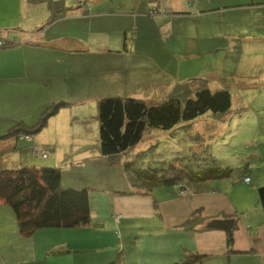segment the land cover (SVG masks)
<instances>
[{"label": "rangeland", "instance_id": "1", "mask_svg": "<svg viewBox=\"0 0 264 264\" xmlns=\"http://www.w3.org/2000/svg\"><path fill=\"white\" fill-rule=\"evenodd\" d=\"M63 2L68 12L50 25L46 38L54 37L55 43L62 42L63 46L58 49L55 43L52 46L47 42L43 49L31 48L29 55L25 52L24 75H29V81L22 90L28 94L20 93V88L19 93H10L16 88L14 81L0 82V133L26 120L30 109L29 122L36 121L43 108V111L46 108L51 111L60 104L58 113L50 118L55 124L67 123L71 128L67 132L76 126L83 133L91 131L92 144L83 145L81 149L93 152L94 146L98 148L97 103L101 98L159 102L175 85L203 78L213 90H228L232 111L234 107H238V111L231 112L222 122L204 115L177 131L147 134L135 149L154 151H147L144 166L162 168L175 163L184 176L181 183L189 186L197 183L188 172L193 169L185 171L182 167L196 156L202 158L201 154L210 156V161L199 164L201 169L211 165L214 159L215 164L231 167L236 174L239 170H248L252 181L256 182L255 192L264 186V0H152L149 7L146 0ZM22 7H25L22 0H0V25L9 23L8 27L14 28L18 22L14 24L13 17L21 18ZM44 10L43 20L48 8ZM35 12L36 8L27 12V21L33 28L38 18ZM162 23L167 27L158 30ZM170 25L172 30L168 28ZM2 27L0 30L5 29ZM120 27L126 28L124 32H111ZM235 40L248 41L249 45L242 42L239 46ZM124 45L129 51L126 59L105 55L109 49L122 51ZM92 81L95 85L89 84ZM42 96H46V104L40 101ZM14 97L17 98L15 103ZM26 100L32 102H27V107ZM2 140L0 138V142ZM38 140L41 138L37 143ZM155 143H161L160 147L150 146ZM33 146L20 142V149L27 148L17 154L10 153L11 169H17L21 162L26 163L20 158L31 152L29 165L47 164L65 172L64 162L48 164L40 159V153H34L35 148L32 152ZM66 148L63 143L58 150L67 154ZM47 152L55 160V153ZM78 174L85 178L86 169L79 170ZM228 182H233L238 191L249 189L236 177L224 182L221 189ZM102 205L103 201L97 203L99 208ZM198 216L196 211L190 214L193 224ZM118 248L110 250L116 258Z\"/></svg>", "mask_w": 264, "mask_h": 264}, {"label": "crops", "instance_id": "2", "mask_svg": "<svg viewBox=\"0 0 264 264\" xmlns=\"http://www.w3.org/2000/svg\"><path fill=\"white\" fill-rule=\"evenodd\" d=\"M22 1L25 7H22L21 18L19 15L13 17V22H18L17 25L14 28H9V23L0 25L7 26L0 30V37L15 43L4 50L0 49V82L14 81L16 88L10 93H19L20 88V93L27 95L22 90L29 81V75H24L25 52L29 55L31 48L43 49L47 42L54 46V37L50 40L46 38L48 28L57 20L49 21V10L43 20L42 14L47 7L45 4H28L26 0ZM146 1L149 7L152 0ZM33 8H36L35 15L38 17L34 28L27 21V12ZM158 15L164 17L160 12ZM47 18L49 19L45 22ZM42 22H45L44 26L38 28ZM165 27L167 25L162 23L158 30ZM168 28L173 29L172 25ZM124 29L120 27L111 32L121 33ZM235 41L239 42V46L242 42L249 45L248 41ZM75 43L79 44L78 41ZM55 45L59 49L63 43L56 41ZM196 48L199 50L200 46ZM128 53L124 45L122 51L109 49L105 55L126 59ZM89 84L95 85L93 81ZM17 98L14 97V103ZM40 101L46 104V96H42ZM27 102L31 101H25L26 107ZM30 114L31 109L28 118L31 117ZM28 118L16 123H21L22 126L36 123L33 120L29 122ZM46 125L49 126L32 134L29 139L17 138L18 135L3 139L0 142V167L4 165L12 168L10 153L17 154L27 148L20 149V142L35 145L32 147V151L33 148L36 149L35 154L46 153V158L40 159L48 164L64 162V183L77 189L83 186L88 189L90 223L86 228L41 229L32 236L23 238L19 235L12 210L0 203V264H106L110 261L116 264H176L188 254L199 256L193 264H264V209L255 192L256 182L252 181L248 170H239L242 173L236 177L239 183H243L241 177L249 176L250 183H243L249 188L245 191H238L233 182H228L221 189L224 182L230 179L228 178L192 183L189 186L179 184L176 187H159L151 196L130 195L124 193L130 188V184L121 161L109 162L99 154V148L95 149V146L93 152L81 149L83 145L92 144L91 131L83 133L76 126L73 131L67 132L71 129L67 123L55 124L52 118L48 119ZM7 132L8 130L0 133V136ZM63 143L67 147V154H61V150H58ZM47 151L55 153V160ZM24 155L25 158L20 160H25L26 163L21 162L18 168L29 165L27 160L31 152L30 155L27 152ZM82 169H86L85 178L78 174ZM182 189L186 190L183 195L180 194ZM99 201H103L101 208L97 207ZM195 211L202 221H195L192 231H182L180 225ZM224 219L234 220L230 245L228 233L207 228L210 222ZM138 226L139 229H133ZM116 247H120L118 258L110 251Z\"/></svg>", "mask_w": 264, "mask_h": 264}, {"label": "trees", "instance_id": "3", "mask_svg": "<svg viewBox=\"0 0 264 264\" xmlns=\"http://www.w3.org/2000/svg\"><path fill=\"white\" fill-rule=\"evenodd\" d=\"M26 1L28 4H45L50 12V22L64 17L68 12L63 0ZM1 39L5 43L1 49L15 44ZM59 106L60 104L54 106L51 111L46 108L35 124L13 125L0 138L7 139L14 135H18L19 138L21 134L31 137L32 134L39 133L48 119L58 113ZM232 109V98L228 90H213L209 86V81L203 78L189 79L175 85L172 92L159 102H146L126 97L101 98L97 103L99 154L111 163L121 161L131 188L124 193L151 196L159 187L182 184L181 180L184 176L177 170L175 163L162 168L144 166L148 159L147 151L154 152L150 148L145 151L135 150L140 143H143L144 137L147 134L151 135L153 131L167 133L172 130L177 131L185 124L193 123L204 115L212 121L222 122L231 112L238 111V107H234L233 111ZM160 144L155 143L150 146L157 148ZM134 151L135 154H132ZM40 157L45 159L46 153L41 154ZM200 157L202 158L196 156L182 167L183 170L188 171V168L194 170V166L195 171L188 172H191L190 176H194L197 182L224 180L240 174H236L237 171L231 167L218 166L214 163V159L211 165L208 164L209 166L201 169L198 167L199 164L208 162L210 156L204 157L200 154ZM63 173L60 169L47 165L41 167L24 165L17 169L4 165L0 167V203L12 210L21 237H30L41 229L86 228L90 223L87 187L77 189L66 185ZM244 177L249 178V176L241 177L243 183L249 184L250 178L249 183H246ZM191 220L192 218H189L180 225L182 231H192L194 224ZM198 220L202 221V218ZM228 235V245H230L232 237L231 234ZM188 255L176 264H193L199 258L196 255Z\"/></svg>", "mask_w": 264, "mask_h": 264}, {"label": "water", "instance_id": "4", "mask_svg": "<svg viewBox=\"0 0 264 264\" xmlns=\"http://www.w3.org/2000/svg\"><path fill=\"white\" fill-rule=\"evenodd\" d=\"M258 201L262 209H264V186L257 189ZM234 225V220L224 219V220H214L207 225L209 229H219L223 230L228 234H231V230Z\"/></svg>", "mask_w": 264, "mask_h": 264}, {"label": "built area", "instance_id": "5", "mask_svg": "<svg viewBox=\"0 0 264 264\" xmlns=\"http://www.w3.org/2000/svg\"><path fill=\"white\" fill-rule=\"evenodd\" d=\"M190 1H193V0H190ZM4 45H5L4 41L0 38V49H1L2 47H4ZM21 138L29 139L30 137H29V135H23V136H21ZM43 157H45V156H43ZM243 180H244V182L249 183V178L244 177ZM185 193H186V190H184V189H182V190L180 191V194H181V195H183V194H185ZM115 219H116V218H115Z\"/></svg>", "mask_w": 264, "mask_h": 264}]
</instances>
